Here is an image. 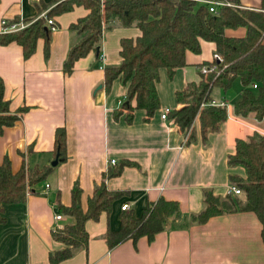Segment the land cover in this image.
I'll return each mask as SVG.
<instances>
[{
    "label": "crops",
    "instance_id": "obj_1",
    "mask_svg": "<svg viewBox=\"0 0 264 264\" xmlns=\"http://www.w3.org/2000/svg\"><path fill=\"white\" fill-rule=\"evenodd\" d=\"M236 1L232 7L251 9L260 5V0ZM41 2L49 0H0V22L41 17L45 11V7L37 9ZM86 12L81 4H73L71 9L51 17L55 29L50 32L46 55L42 38L36 39L34 51L25 59L17 43L0 45L2 98L7 101L9 113L27 108L0 132V163L6 157L12 172L22 162L29 168L49 166L55 156L53 131L64 127L65 132L64 160L57 161L36 184L35 194H27L21 203L2 207L0 264H50L49 252L61 248L50 236L52 229L63 224V218L53 219L60 214L56 202L69 204V189L76 180L81 191L80 207L85 209L94 183L100 181L108 166L123 160L132 163L104 180L107 190L122 191L123 195L111 201L108 213L101 212L95 221H85L88 241L84 249L52 264H264L260 222L251 211L218 213L199 224L189 219L190 214L203 208L204 189L222 197L230 185L228 174L245 177L242 167L226 164V156L233 153L235 138H244L253 131L264 135V118L258 121L252 115L236 116L232 104L226 110L223 96H215L217 100L210 96L225 102V121L201 143L195 120L194 139L184 143L183 133L173 119L159 116L165 108L178 107L175 91L199 80L198 67L212 61L214 44L200 40L199 52L186 51L184 65L171 77L165 68L158 69L154 87L159 107L147 121L143 111L136 109L127 122L124 111L113 117L126 88L115 79L105 91L102 68L117 65L119 39H134L140 30L114 20L101 34L100 57L90 50L75 59L70 73L64 74L63 59L79 37L68 26ZM244 31V27L226 29L225 35L237 38ZM44 184L48 188L43 192ZM158 198L176 202L178 212L161 222L150 241L140 236L107 247L104 234L119 229L121 205L126 204L138 218Z\"/></svg>",
    "mask_w": 264,
    "mask_h": 264
},
{
    "label": "trees",
    "instance_id": "obj_2",
    "mask_svg": "<svg viewBox=\"0 0 264 264\" xmlns=\"http://www.w3.org/2000/svg\"><path fill=\"white\" fill-rule=\"evenodd\" d=\"M236 4V0H229ZM51 3L49 7L46 6ZM73 4H81L87 9L84 17L78 18L68 28L79 35L74 44L67 50L62 63V72L69 74L75 59L84 56L90 50L95 57L99 54V41L105 28H109L114 20L121 26H135L140 35L134 39L120 38L118 56L120 61L115 66L102 68V85L105 91L115 79L125 86V95L121 104L113 111V117L121 115L127 122L132 120V112L140 109L144 113V121L159 107L155 81L158 69L165 68L167 75L172 76L174 70L185 63V52L192 54L200 50V40L214 44L213 53L220 60H213L215 71L203 76L196 82L186 83L180 91L174 92V101L178 107L169 110L167 116L173 119L178 130L190 128L184 140L188 143L194 139L192 127L195 120L199 130L201 143L207 141V135L217 131L226 119L225 106H200L210 99L213 87L223 92L234 80L239 82L238 100L232 104V113L246 117L252 115L261 120L264 115V0H260L258 8L231 7L221 5L216 12L207 10L204 3L196 0H49L37 5L38 10L45 7L44 15L57 16L69 10ZM47 7V8H46ZM20 19H7L4 26L15 24ZM22 21V20H21ZM23 22V21H22ZM27 22V23H26ZM25 27L14 32H0V45L9 42L21 47V55L25 59L35 49L37 38L43 39L44 54L48 50L50 32L42 17L24 20ZM244 27L243 36L225 35L226 29ZM210 63V62H209ZM205 63L202 65H208ZM253 84L255 87H252ZM133 102V105L131 104ZM26 107H19L9 113L7 101L2 98L0 80V132L4 126L12 125ZM53 154L57 161L65 158L64 127H56L53 131ZM234 150L226 156L228 166H240L245 177L240 179L228 174V181L240 190V198L227 192L224 196L214 195L204 189L202 193L203 208L197 214H190L194 223L205 222L214 214L228 211H251L260 222V238L264 245V135L257 131L244 138H235ZM130 161L108 166L101 174L98 183H94L91 195L86 199V208L80 207L81 191L75 180L70 189L68 205L56 202V208L63 218L61 227L51 230V238L61 244V248L48 254L50 264L66 260L77 250L85 248L88 241L84 229L86 220L95 221L101 212L110 211L113 199L123 195L122 191L107 190L104 180L117 175L123 165ZM52 166L29 168L22 162L20 168L12 172L8 159L0 163V223L3 222L2 207L10 203H21L27 194H35L36 184L44 177ZM178 212V204L158 198L142 211L136 218L130 209L121 210L118 219L119 229L104 234L108 248L130 238L135 241L140 236L151 240L160 228L161 222Z\"/></svg>",
    "mask_w": 264,
    "mask_h": 264
},
{
    "label": "built area",
    "instance_id": "obj_3",
    "mask_svg": "<svg viewBox=\"0 0 264 264\" xmlns=\"http://www.w3.org/2000/svg\"><path fill=\"white\" fill-rule=\"evenodd\" d=\"M196 1L199 2V3H204V4H206V6H207V10H209V11H211V12H216V11H217L216 8H217L218 6H221V5H227V6H231V7L234 6V5H233L230 1H228V0H196ZM41 17L45 20V24H46V26L48 27V30H49V31H52V30L55 29V25H54V22H53V20H52L51 17H47V16H45V15H44V12H43V14H41ZM6 20H7V19H1V22H0V23H1V27H2L0 31H1L2 33H3V32H14L15 30L21 29V28H23V27L26 26V24H24L21 20H19V21L16 22L15 24H9L8 26H4ZM212 55H213V57H212V61H213V60H216V61H219V60H220L219 56L216 55L215 53H213ZM98 57H100L99 54L96 56V58H98ZM212 61H211V62H212ZM211 62H210L208 65H200V66L198 67V71H199L203 76H205L206 74H208V73L211 72V71H212V72L215 71V66H214L213 63L211 64ZM252 87H255V85L253 84ZM120 104H121L120 101H118V106H119ZM210 105H212V106H220V107H224V106H225V102H223V101H215V100H213V99H209L208 102H206V103H201L200 106H210ZM168 111H169V110H168L167 108H165V110H162V112L159 114L160 118H161V119H166V117H167L166 115H167ZM262 118H264V115H263ZM189 132H190V128H186V129H183V130H182L184 140H185V138L187 137V135H188ZM110 162H111V164L114 163L112 160H110ZM47 188H48V185H47V184H44V186H43V188H42V191L44 192ZM227 188H228V191H227V192L232 193L233 195H240V190H239V188H237V187L234 186L233 184H230ZM126 208H127L126 204L121 205V210H124V209H126ZM53 219H54L55 221L60 220V219H61L60 214H55V215L53 216Z\"/></svg>",
    "mask_w": 264,
    "mask_h": 264
},
{
    "label": "rangeland",
    "instance_id": "obj_4",
    "mask_svg": "<svg viewBox=\"0 0 264 264\" xmlns=\"http://www.w3.org/2000/svg\"><path fill=\"white\" fill-rule=\"evenodd\" d=\"M50 5L52 4L48 3L46 6H50ZM231 84L232 85L224 92L217 87H213L210 93V96L213 99H216V100L218 99L215 96H219V97L223 96L226 99L227 101L226 110L231 104H233L236 100H238L237 98H238L239 89L241 86L237 80H234Z\"/></svg>",
    "mask_w": 264,
    "mask_h": 264
},
{
    "label": "water",
    "instance_id": "obj_5",
    "mask_svg": "<svg viewBox=\"0 0 264 264\" xmlns=\"http://www.w3.org/2000/svg\"><path fill=\"white\" fill-rule=\"evenodd\" d=\"M99 87V86H98ZM56 163H57V158H56V155L53 157V159L49 162V165L50 166H55L56 165Z\"/></svg>",
    "mask_w": 264,
    "mask_h": 264
}]
</instances>
